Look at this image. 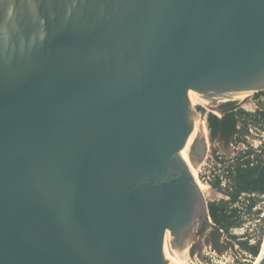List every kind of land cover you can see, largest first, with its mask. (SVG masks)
<instances>
[{
	"label": "water",
	"instance_id": "water-1",
	"mask_svg": "<svg viewBox=\"0 0 264 264\" xmlns=\"http://www.w3.org/2000/svg\"><path fill=\"white\" fill-rule=\"evenodd\" d=\"M261 91L264 0H0V264L184 262L209 220L188 94Z\"/></svg>",
	"mask_w": 264,
	"mask_h": 264
},
{
	"label": "trees",
	"instance_id": "trees-1",
	"mask_svg": "<svg viewBox=\"0 0 264 264\" xmlns=\"http://www.w3.org/2000/svg\"><path fill=\"white\" fill-rule=\"evenodd\" d=\"M260 94L263 93L257 92L254 95L259 96ZM235 108V103L228 101L219 105L220 117L210 114L206 117V127L211 140L220 136L225 140V144H228L241 141L250 128L264 131V106L255 113H249L241 108L234 110ZM230 173L232 185L231 191L227 192L229 200L208 203V213L213 230L211 244L217 250L221 248L219 230L222 229L228 234L229 229L241 225V221H238V209L231 205L238 201L241 195H244L245 200L248 201L246 208L250 210L257 202V197H251V195H264V158L258 155L251 158V152H240ZM213 188L218 189V183H215ZM229 236L234 240L237 239L235 235ZM237 244L254 257L259 254L260 242L250 245L247 240H244L237 241Z\"/></svg>",
	"mask_w": 264,
	"mask_h": 264
},
{
	"label": "built area",
	"instance_id": "built-area-1",
	"mask_svg": "<svg viewBox=\"0 0 264 264\" xmlns=\"http://www.w3.org/2000/svg\"><path fill=\"white\" fill-rule=\"evenodd\" d=\"M261 92L263 94H260L259 96H255V93L252 94V108L249 110L245 109V111L249 113H255L259 110L260 104H263L264 106V91ZM237 108L242 109V107H240L238 104L236 105V108L234 110H236ZM208 115L209 114L204 117L205 120ZM210 115L220 117L221 113L218 109L213 111L210 110ZM238 125H240V123ZM249 131L250 133L252 132L251 129H249ZM234 143L236 142L234 141ZM237 143L241 147V149L238 153H236V156L234 155V159H231L230 161H223L218 151L213 152L207 149L206 155L202 161V164L200 165L202 169L206 171L205 184L208 187L213 188V185L215 183H218V189H213L220 192L221 195L224 196L225 201L229 200L227 192L231 191L232 185L230 172H232L233 170V166L235 164L236 158L238 157V154L240 152L244 153L249 151L251 152V158L254 155H258L262 159L264 158V131H261V135H256L255 139L250 138L249 135H245L243 136L242 140ZM230 145H232V142L230 143ZM216 167L221 168V170H216ZM244 197V195H241L238 198V201L231 205L232 207L238 209V221H241V225L239 227L229 229L228 234L220 229L219 232L221 233V249L217 250L211 244L204 246L199 253L194 254V259L197 261V263L195 264H254L258 255L254 257L247 251L241 249L237 244V241L247 240L250 245H254L257 242H260L261 246L264 240V226H260V229L249 228L248 230H246L247 226L244 222L248 220L247 218L250 217H260L264 219V213L260 212V204H264V202L258 201L250 210H247L246 207L248 205V201H246ZM251 197H257L256 199L258 200L264 198V195L255 196L254 194H252ZM257 211H259V214H257ZM260 218L256 221H260ZM208 222L212 225L210 218ZM237 230H240V236L235 235L237 234ZM229 235H235L237 236V239L234 240L230 238ZM222 248L224 249L222 250Z\"/></svg>",
	"mask_w": 264,
	"mask_h": 264
},
{
	"label": "rangeland",
	"instance_id": "rangeland-1",
	"mask_svg": "<svg viewBox=\"0 0 264 264\" xmlns=\"http://www.w3.org/2000/svg\"><path fill=\"white\" fill-rule=\"evenodd\" d=\"M230 101H233L236 105L238 104L240 107H242V109H246L249 110L252 108V94H247L246 97L240 99L238 97H234L233 99H231ZM221 104V103H220ZM193 106V105H192ZM259 107H263V104H260ZM193 108L196 109L198 115L202 118V120L204 121V124L206 126V120H205V116L207 114H210V109L206 108L204 105H194ZM251 129V133L250 131L248 132L247 135L250 136V138H256V135L259 136L261 135V131L262 130H258V129H254V128H250ZM208 140L207 143V147L209 151H213L216 152L218 151L223 159V161H230L231 159H234V155L236 156V153H238L241 149V147L238 145V143H234V141L232 142V145L228 144V145H224L221 144L217 141H209V136H208V130H207V138L206 141ZM202 164V162L198 165L197 167V175L196 178L202 182L203 184H205V180H206V171H204L202 169V167L200 166ZM216 170L220 169L219 167L215 168ZM203 179V180H202ZM206 185V184H205ZM207 186V185H206ZM211 191V196L209 197H205L206 202H219V201H225L224 200V196L221 195L220 192L215 191L213 188L208 187ZM220 193V194H219ZM204 195V194H203ZM258 201H263L264 202V198L262 199H258ZM261 207V213H264V204H260ZM260 218V217H259ZM258 217H250L247 218L248 220H246L244 223H246V230H248L249 228L252 229H260V226H264V219L260 218V221H256L259 219ZM210 224V223H209ZM240 230H237V236H240L239 234ZM211 244V242H206V243H202L201 245L197 246L196 248H194L191 243V241L188 243L187 248H186V256H185V260H184V264H195L197 263V261L194 259V254L195 253H199L201 251V249H203L204 246ZM212 245V244H211ZM262 245V244H261ZM261 248V246H260ZM193 249V252H192ZM221 249V248H220ZM224 248H222L223 250Z\"/></svg>",
	"mask_w": 264,
	"mask_h": 264
},
{
	"label": "bare ground",
	"instance_id": "bare-ground-1",
	"mask_svg": "<svg viewBox=\"0 0 264 264\" xmlns=\"http://www.w3.org/2000/svg\"><path fill=\"white\" fill-rule=\"evenodd\" d=\"M188 96H189V100H190V102H191V104L193 106L194 105H203L201 99L199 97H197L196 95L188 94ZM236 97L242 99V98L246 97V95H241V96H236ZM198 124H199L200 130L202 132V135H204V137H206L207 136V128H206L205 124L203 122H198ZM194 140H195V138L189 142V144H188V146H187V148L185 150V153H184V156H183L185 161H186L187 152H188L189 148L191 147L192 143L194 142ZM193 176H194V178L196 180V183L198 184V187H199L200 191L202 192V194H204V196H206V197L211 196L212 193H211L210 189L208 188V186H206L205 184L200 182L196 178V175L193 174ZM259 257H260V254H258V256L256 258V261H258ZM255 262H254V264H255ZM179 264H184V263L179 260Z\"/></svg>",
	"mask_w": 264,
	"mask_h": 264
},
{
	"label": "flooded vegetation",
	"instance_id": "flooded-vegetation-1",
	"mask_svg": "<svg viewBox=\"0 0 264 264\" xmlns=\"http://www.w3.org/2000/svg\"><path fill=\"white\" fill-rule=\"evenodd\" d=\"M208 136H209V134H208ZM206 138H207V136L205 137V139ZM209 141H217V142L224 144V145H228L231 143L230 142L228 144H225V140L223 138H221L220 136H217L214 140H211L209 137ZM207 143H208V140L206 141V145H207ZM207 149H208V147L206 148V152H207ZM189 150H190V148H189ZM212 241H213V230L211 228V224H209V222H206L205 225L199 231L195 232V236L192 238L191 243L193 244L192 246L194 248H196L197 246L201 245L202 243L212 242Z\"/></svg>",
	"mask_w": 264,
	"mask_h": 264
}]
</instances>
